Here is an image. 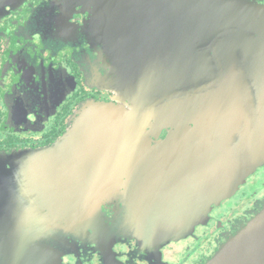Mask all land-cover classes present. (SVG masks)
Returning a JSON list of instances; mask_svg holds the SVG:
<instances>
[{
    "label": "water",
    "instance_id": "95a60500",
    "mask_svg": "<svg viewBox=\"0 0 264 264\" xmlns=\"http://www.w3.org/2000/svg\"><path fill=\"white\" fill-rule=\"evenodd\" d=\"M75 3L89 11L95 39L105 45L114 40L128 56L123 58L129 72L122 92L130 102L126 110L137 113L112 117L109 111L125 108L90 101L82 113L94 120V127L73 124L52 146L16 152L14 157L30 162L34 177L24 197L37 208L0 213V239L5 240L0 245H11L21 257L27 252L43 264H55L49 258L51 247L46 260H39L29 251L38 247L29 239L17 240L26 232V224L40 223L52 234L62 232L64 238L80 235L84 230L76 226L81 223H106L102 206L121 199L123 195L117 193H122L129 199V212L134 209L167 227L133 229L136 236L151 232L150 236L162 239L178 238L197 225L183 213L186 205L197 204L193 209L202 207L199 217H207L264 162L263 4L257 0ZM119 118L127 119V128H108L115 127L112 121ZM152 121L174 130L152 144L145 132ZM112 142L118 143L117 148L120 142L127 143L133 153L145 151L152 161L127 162V173L133 177L110 181L102 167L92 168V162L73 154L78 150L86 157L97 155L103 148H113ZM127 156L136 158L129 152ZM158 166L161 170L154 174ZM140 192L149 201L146 209L137 205ZM112 229L111 238L116 235V227ZM206 264H264V205Z\"/></svg>",
    "mask_w": 264,
    "mask_h": 264
},
{
    "label": "flooded vegetation",
    "instance_id": "af4514ba",
    "mask_svg": "<svg viewBox=\"0 0 264 264\" xmlns=\"http://www.w3.org/2000/svg\"><path fill=\"white\" fill-rule=\"evenodd\" d=\"M63 1L0 0V213L13 215L37 208L31 206V198L24 197L30 193V180L34 177L30 162L2 155L52 146L73 124L79 128L94 127V120L82 113L83 105L90 101L125 108L109 111L112 117L137 113L126 110L130 102L122 92L129 72L123 67V58L128 57L121 52L123 48L115 46L114 40L105 45L98 37L95 39L89 11L74 6L77 0H66L72 8ZM257 2L264 5V0ZM127 122L126 118H119L112 121L115 127L108 128L125 129ZM172 130L174 127L156 121L145 128L152 144L165 140ZM117 144L89 157L84 151L74 150L73 154L92 162V168L102 167L105 180L110 181H127L132 176L127 173V162L152 161L145 151L133 153L127 143L120 142L119 148ZM128 152L136 158H129ZM160 170L158 166L153 172ZM263 171L264 166L246 178L233 197L210 210L204 222L178 238L162 239L150 236V231L136 236L138 232L133 229L167 227L148 221L134 209L129 212L128 197L117 193L123 197L102 206L108 219L106 225L116 227V235L106 242L74 233L64 238L62 232L52 234L40 223L26 224V232L17 240L29 239L38 247L39 250L29 251L39 260H46L47 250L50 251L47 247H51L49 258L55 264H206L231 235L263 208L264 181L261 188L262 179L258 177ZM255 185L258 189H254ZM140 198L137 205L146 209L149 201ZM38 209L41 211V207ZM62 241H69V245ZM0 254L10 255L6 264H43L27 252L21 257L11 245H0Z\"/></svg>",
    "mask_w": 264,
    "mask_h": 264
},
{
    "label": "rangeland",
    "instance_id": "374dc122",
    "mask_svg": "<svg viewBox=\"0 0 264 264\" xmlns=\"http://www.w3.org/2000/svg\"><path fill=\"white\" fill-rule=\"evenodd\" d=\"M63 2L64 3H67V7L72 8V6L69 4L68 1L64 0ZM22 151H24V150H22ZM15 154H16V152L11 153V154H5V155H2V156L4 158L11 159V158H16V157H14ZM263 166H264V162L262 164L258 165L256 167V169L253 170L249 174L248 177H250L253 174H255L257 172V170L259 168H262ZM258 177H261V179H262V181H261V188H262L263 187L262 182L264 181V173H262ZM254 189H258V185H255ZM223 201H225V200H223ZM195 206H197V204H195V203H191L190 205H186L185 209L183 210V213L188 214V218L190 220L193 218L194 219V223H197V225H198V224H201L202 220H205L206 219V216H204V215L202 216L201 215V217H199L200 216V213L202 212V207H196L195 209H193ZM215 207L216 206H214V208ZM207 216H208V214H207ZM198 220H200V221H198ZM43 227L45 229L49 230V227H47L45 225H43ZM76 227H77V229H83L84 230V232L82 231V233H81L83 235V237H89L92 240H95L96 242H100V241L101 242H106V241H108V239H111V236L114 234V232H112L113 231V229H112L113 226L111 227V230H109V228L106 225V223L104 221H102V220H96L95 222H93L90 225L85 224V223H83V224L81 223V225H77ZM47 237H48V235H47ZM68 237L70 238V237H72V235L69 234V236H66V238H68ZM62 242L64 244H68L69 245V241H62ZM10 258L11 257H10L9 254H6V257H2V255L0 254V264H6V260L7 259H10ZM17 259L20 260V261H22L19 257H17Z\"/></svg>",
    "mask_w": 264,
    "mask_h": 264
}]
</instances>
